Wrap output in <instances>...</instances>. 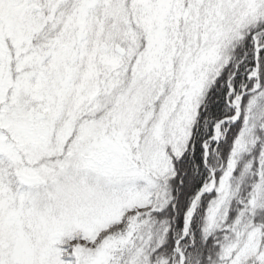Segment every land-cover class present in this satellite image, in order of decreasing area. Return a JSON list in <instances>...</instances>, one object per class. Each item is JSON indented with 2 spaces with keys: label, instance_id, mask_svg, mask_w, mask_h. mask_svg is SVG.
<instances>
[{
  "label": "snow or ice",
  "instance_id": "6c2138e0",
  "mask_svg": "<svg viewBox=\"0 0 264 264\" xmlns=\"http://www.w3.org/2000/svg\"><path fill=\"white\" fill-rule=\"evenodd\" d=\"M0 264H264V0H0Z\"/></svg>",
  "mask_w": 264,
  "mask_h": 264
}]
</instances>
